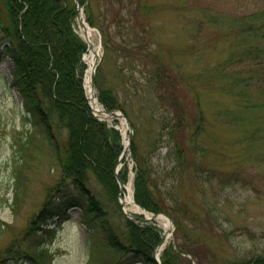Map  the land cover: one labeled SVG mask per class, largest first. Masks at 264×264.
<instances>
[{"label": "rangeland", "instance_id": "obj_1", "mask_svg": "<svg viewBox=\"0 0 264 264\" xmlns=\"http://www.w3.org/2000/svg\"><path fill=\"white\" fill-rule=\"evenodd\" d=\"M122 1L119 4L115 0H90L89 9L82 11L84 18L88 12L92 18H99V23L108 32L109 47L104 53L101 34L98 30L92 31L94 44L100 51L98 66L101 77L98 88L112 89L122 103L127 119L139 127L142 155L150 159L157 169L161 170L164 166L169 169L175 161L169 156L166 143L160 140L154 145L157 146L154 154L149 155L148 143L154 136L151 132H143L155 127L150 115L155 118L163 115L162 105L165 101L162 98L167 95L165 91L161 92L162 88L155 87L156 78L148 76L146 71L155 67L154 63L146 61H150L154 52L159 68L163 63L164 76L167 77L162 76L161 72L158 78L160 83L168 86L171 92L174 91L187 104L189 119L196 117L198 101L206 120L203 132L196 139L203 154L198 152L195 157L203 161L202 171L205 175L207 173V177L196 180L190 170H184L180 175L162 182L168 192L188 205L191 218L183 219L184 236L186 233L187 237L189 235L193 241H197L192 250L202 263L208 262L210 257L213 262L221 263L264 254V97L260 96L258 99L252 88V99L248 105L251 104L253 108H245L239 105L237 98L227 95V92L222 93L216 88L210 90L212 83H204L208 81V75L201 72V69L226 58L233 48L234 38L227 33L228 36L225 35L226 31L220 33L217 26L207 24L198 38H193L203 10L217 12L225 17V22L236 23L234 27H239V19L254 12L257 7L253 5V0ZM138 6L141 9L137 10ZM113 15L123 18V27L119 28L115 24ZM75 28L82 34L76 23ZM119 46L125 48V54L123 50H118ZM139 46L140 49H135ZM128 52L130 56H127ZM137 52L142 59L141 64ZM131 57L135 62L130 60ZM11 67V62L1 57L0 221L4 226L0 227V252L12 240H16L17 245L24 250H34L35 239L29 237L30 234L27 235V226L42 207L48 188L55 186L61 175L46 142L37 132L34 139L38 149L26 157L24 164L17 162L20 158L18 133H24L27 125L21 112L19 96L15 88L9 86ZM242 68L249 66L244 63L232 67L234 71ZM221 83L226 88L225 78H222ZM95 91L97 92V88ZM219 106L222 109L216 110ZM220 117L222 119L218 121L230 122V126L213 122V119ZM117 126L126 129L121 122ZM56 133L63 144L66 131L57 129ZM125 133L128 138L126 130ZM126 157L130 167L133 164L131 153ZM17 167L21 168L19 173H16ZM209 173H214L213 177ZM16 175H19L18 182ZM89 181L91 192L92 187L94 192L100 189L92 176ZM130 188L132 189V185ZM21 194L24 195L20 197ZM126 195L127 191H124L122 198ZM125 208L129 213L136 214L130 206ZM111 211L115 224L124 226L118 212ZM152 221L147 222L163 231L159 220ZM42 223L43 221H38L32 226L42 227L39 231L47 230L43 231L46 233L45 238L39 240L47 244L46 251L49 253L44 252L49 254L46 264H85L88 230L80 219L78 209H68L66 219L54 224L55 227L51 222ZM5 225L8 226L7 229ZM183 234L180 236L174 226L166 243L172 241L175 235L176 242L183 243ZM35 248L38 251V247ZM189 257L185 256L183 259L188 260ZM8 264L15 263L10 261ZM23 264L31 263L24 261ZM191 264L195 263L192 261Z\"/></svg>", "mask_w": 264, "mask_h": 264}, {"label": "trees", "instance_id": "obj_2", "mask_svg": "<svg viewBox=\"0 0 264 264\" xmlns=\"http://www.w3.org/2000/svg\"><path fill=\"white\" fill-rule=\"evenodd\" d=\"M79 1L81 5L86 2ZM115 1L119 4L123 2ZM253 2L256 10L241 17L239 27H234L236 23L225 22L223 20L225 17L217 12L203 10L193 37L196 40L207 24L217 26L220 33L226 31L225 35L234 38L233 48L226 58L210 66L206 65L201 72L208 75V81L204 83H212L210 90L216 88L222 93L227 92V95L234 97L233 99L237 98L239 105L245 108H253L251 104L248 105L252 99L250 94L252 88L258 99L260 96L264 97V0ZM139 9L140 6L137 7V10ZM75 14L74 0H0V59L6 56L12 62L10 84L17 88L22 107L29 114L27 119L32 127L31 132L18 140L20 164L25 163L31 149H38L34 139L38 134L46 142L61 171L55 186L48 188L40 212L29 223L27 235L39 237L36 227L32 226L36 221H44L53 216L60 219L68 207L77 206L82 211L83 222L89 228L86 264H153L151 253L160 240L159 229L150 223L134 224L120 213L117 202L119 188L114 178V169L122 151L121 138L117 130L97 121L89 112L82 88L85 65L81 61V56L86 50V45L74 32ZM87 21L91 26L99 28L105 51H108L107 29L99 23V19L94 20L87 16ZM113 21L120 26L119 28L123 27L122 17L115 16ZM124 49L119 46L118 50ZM135 49H140V46ZM123 53L125 54V51ZM128 53L127 56H130V52ZM138 58L141 64L142 59L140 56ZM130 60L135 62L133 57ZM149 60L146 59L150 64L154 63L155 67L146 69L148 76L156 78L155 87L162 88L161 92L165 91L167 95L162 98L166 105H162L163 115L157 118L150 115L155 127L152 130L145 129L143 132L145 134L151 132L154 136L148 143L149 155L154 154L157 149L154 145L161 140L166 143L169 156L174 158L175 163L169 169L164 166L159 170L153 166L150 159L142 155L140 129L133 124L131 152L136 165L133 197L145 210L167 214L173 220L176 232L182 236L185 231L183 219L191 218L187 210L188 205L178 196L168 192L162 182L174 175H180L184 170H190L196 180L207 177V173L205 175L202 171L203 161L195 157L198 152L203 154L196 139L203 132L206 120L198 101L196 117L193 120L188 118L187 104L181 101L174 91L171 92L168 86V88L163 86L158 79L161 72L162 76L165 74L163 63L159 68V61L154 52ZM244 63L249 68L237 71L232 69ZM100 72L99 67L97 79L100 78ZM164 77L167 79L166 75ZM222 78L227 82L226 88L222 86ZM97 79L95 84L98 83ZM98 95L99 101L107 110L125 111L112 90L99 89ZM158 96L160 97L159 94ZM217 109L222 108L219 106ZM220 119L222 117L215 118L213 122L230 126V122H220L218 121ZM54 127L67 131L63 144ZM20 169L17 167L16 173H19ZM127 175V167L124 166L118 173L122 183L127 181ZM209 175L213 177L214 173ZM90 176L100 187L95 192L92 187L93 193L88 186ZM15 178L16 182L20 180L19 175ZM111 209L115 213L118 212V216L125 223L123 227L115 224ZM208 219L210 220V217ZM1 225L4 226L0 221V227ZM5 227L8 228L7 225ZM43 234L40 237H43ZM183 237H185L183 243H177L175 235V241L164 249L160 257L162 264H181L182 261L184 262L182 264H190L188 260L182 258V254H189L196 264H202L196 252L192 250L197 241H193L189 235L187 237L186 233ZM15 241L0 252V264H6L7 259L18 261L21 253H24L22 256L33 264L46 262L47 254L44 253V249L41 248L32 254L21 252ZM203 263L264 264V254L249 259L226 260L221 263L209 260Z\"/></svg>", "mask_w": 264, "mask_h": 264}, {"label": "bare ground", "instance_id": "obj_3", "mask_svg": "<svg viewBox=\"0 0 264 264\" xmlns=\"http://www.w3.org/2000/svg\"><path fill=\"white\" fill-rule=\"evenodd\" d=\"M81 30L83 31L84 37L86 38V41H87L88 46H89L88 54L85 57V61L88 65V73L90 74V72L93 70L92 65H93L94 59L96 57L97 47L93 41L94 34L92 33V30L88 27V25L84 24V27H82ZM86 81H87V83L90 82V75L87 76ZM121 123L125 124L124 119H121ZM124 142H125L124 146H126V144H127L126 139H124ZM125 190L127 191V195L122 200L123 205L130 206L134 212H141L142 210L139 207H137L133 202L130 185H126ZM158 220L162 224V228L164 231V237H165L164 241H166L168 238V233H169L171 226L169 224L168 219L165 218L164 216H159Z\"/></svg>", "mask_w": 264, "mask_h": 264}, {"label": "water", "instance_id": "obj_4", "mask_svg": "<svg viewBox=\"0 0 264 264\" xmlns=\"http://www.w3.org/2000/svg\"><path fill=\"white\" fill-rule=\"evenodd\" d=\"M130 137H131V135H130ZM162 242H163V238L161 239L159 245H160ZM152 258H153V260H154L157 264H159V263H158V260H157V258H156L155 253H153Z\"/></svg>", "mask_w": 264, "mask_h": 264}]
</instances>
